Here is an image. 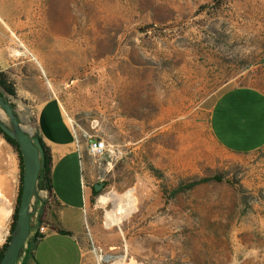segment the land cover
Segmentation results:
<instances>
[{
    "label": "rangeland",
    "instance_id": "1",
    "mask_svg": "<svg viewBox=\"0 0 264 264\" xmlns=\"http://www.w3.org/2000/svg\"><path fill=\"white\" fill-rule=\"evenodd\" d=\"M0 17L85 147L83 264H264V147L210 129L225 89H264V0H0Z\"/></svg>",
    "mask_w": 264,
    "mask_h": 264
},
{
    "label": "crops",
    "instance_id": "2",
    "mask_svg": "<svg viewBox=\"0 0 264 264\" xmlns=\"http://www.w3.org/2000/svg\"><path fill=\"white\" fill-rule=\"evenodd\" d=\"M19 50L12 29L0 17V70L15 84L17 94L6 92L1 85L0 91L14 105L24 128L45 143L53 183V194L43 189L35 205L41 222L49 229L41 238L31 232L19 264H83L85 249L81 236L91 198L85 147L73 131L61 101L43 77L39 61L18 54ZM210 129L226 150L247 152L264 147V89L251 85L225 89L212 107ZM20 185L19 152L0 132V260L12 234Z\"/></svg>",
    "mask_w": 264,
    "mask_h": 264
},
{
    "label": "water",
    "instance_id": "3",
    "mask_svg": "<svg viewBox=\"0 0 264 264\" xmlns=\"http://www.w3.org/2000/svg\"><path fill=\"white\" fill-rule=\"evenodd\" d=\"M0 107L11 120V124L5 122L0 114V127L19 142L24 163L23 191L16 226L0 261V264H17L32 232L34 203L40 200L38 182L45 164V147L38 136L24 128L12 103L1 92ZM102 186L103 183H96L95 189L99 190Z\"/></svg>",
    "mask_w": 264,
    "mask_h": 264
},
{
    "label": "trees",
    "instance_id": "4",
    "mask_svg": "<svg viewBox=\"0 0 264 264\" xmlns=\"http://www.w3.org/2000/svg\"><path fill=\"white\" fill-rule=\"evenodd\" d=\"M0 85L4 88V90L6 92H8V93H10L12 95H16L17 94L15 84L11 80H9L7 75L1 70H0ZM0 92L6 98L4 93L2 91H0ZM13 107H14V105H13ZM0 132L3 133L5 135V137L7 138V140L15 146V148L18 150L19 155H20L21 185H20L19 202H18V205H17V208H16L14 222H13V226H12V232H13V230L15 229V226H16V221H17V217H18V210H19V207H20L21 196H22V191H23L24 163H23V156H22V151H21L19 142L16 139H14L12 136L7 134L1 127H0ZM39 138L43 142L42 138L41 137H39ZM43 145L45 147V164H44V166H43V168L41 169V172H40L38 188L39 189H41V188L48 189L49 192L51 194H53V183H52L51 166H50L51 158H50V156L48 154V149H47V147H46L44 142H43ZM209 180L220 181V180H223V177L221 175L216 174V175H213L211 177H206V178H203V179H201L199 181H195V182L189 184L188 187H191V186L196 185L197 183H200V182H203V181H209ZM94 191H96L95 187H94ZM11 237H12V234L9 236L5 246L3 247L2 257H3V255H4L5 251H6V248H7L8 244H9L10 240H11Z\"/></svg>",
    "mask_w": 264,
    "mask_h": 264
},
{
    "label": "built area",
    "instance_id": "5",
    "mask_svg": "<svg viewBox=\"0 0 264 264\" xmlns=\"http://www.w3.org/2000/svg\"><path fill=\"white\" fill-rule=\"evenodd\" d=\"M70 124L72 126L73 131L75 132L78 140L80 141V136L77 132L76 125L74 124L73 120L70 119ZM89 149L93 154H104L106 152L111 153L117 157L122 156L124 154L120 145L116 143H110L105 138H100L93 136L92 134L89 135ZM33 228L32 232L36 235V237L41 238L46 231L49 229L47 225L43 224L38 216V213L35 212L33 215Z\"/></svg>",
    "mask_w": 264,
    "mask_h": 264
},
{
    "label": "bare ground",
    "instance_id": "6",
    "mask_svg": "<svg viewBox=\"0 0 264 264\" xmlns=\"http://www.w3.org/2000/svg\"><path fill=\"white\" fill-rule=\"evenodd\" d=\"M12 33H13V35L15 34L14 31H12ZM17 37H18V36H17ZM21 42H22V41H21ZM22 44L24 45L23 42H22ZM26 48H27V50L31 53V55H32L33 57H35V58L40 62V60L38 59V57L36 56V54H35L32 50H30L28 47H26ZM18 54H23V53L19 50V51H18ZM40 63H41V62H40ZM127 196H128V200H129V202H133V201H134L135 196H134L133 189H130V190L128 191ZM107 197L110 198V195H108ZM105 198H106V197H105Z\"/></svg>",
    "mask_w": 264,
    "mask_h": 264
}]
</instances>
